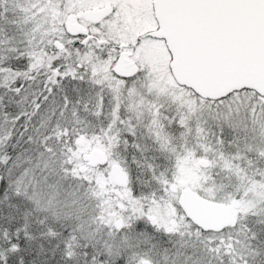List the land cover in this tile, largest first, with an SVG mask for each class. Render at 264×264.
I'll return each mask as SVG.
<instances>
[{
    "label": "snow or ice",
    "instance_id": "6c2138e0",
    "mask_svg": "<svg viewBox=\"0 0 264 264\" xmlns=\"http://www.w3.org/2000/svg\"><path fill=\"white\" fill-rule=\"evenodd\" d=\"M0 264H264V0H0Z\"/></svg>",
    "mask_w": 264,
    "mask_h": 264
}]
</instances>
